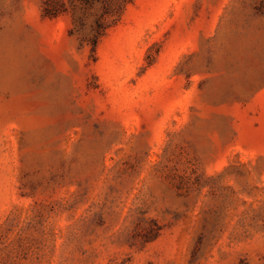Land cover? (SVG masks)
I'll use <instances>...</instances> for the list:
<instances>
[{"label": "rangeland", "instance_id": "374dc122", "mask_svg": "<svg viewBox=\"0 0 264 264\" xmlns=\"http://www.w3.org/2000/svg\"><path fill=\"white\" fill-rule=\"evenodd\" d=\"M0 264H264V0H0Z\"/></svg>", "mask_w": 264, "mask_h": 264}]
</instances>
